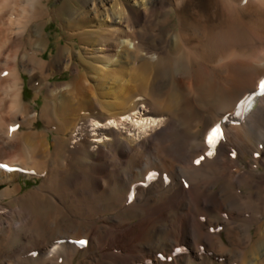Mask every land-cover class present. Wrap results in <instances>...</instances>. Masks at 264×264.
<instances>
[{"label":"bare ground","instance_id":"obj_1","mask_svg":"<svg viewBox=\"0 0 264 264\" xmlns=\"http://www.w3.org/2000/svg\"><path fill=\"white\" fill-rule=\"evenodd\" d=\"M51 1L0 0V264H264V0Z\"/></svg>","mask_w":264,"mask_h":264},{"label":"rangeland","instance_id":"obj_2","mask_svg":"<svg viewBox=\"0 0 264 264\" xmlns=\"http://www.w3.org/2000/svg\"><path fill=\"white\" fill-rule=\"evenodd\" d=\"M59 1L60 0H52L51 5L56 6V5H58ZM45 30H46L45 33L48 37L47 39L49 40V48L46 51L45 58H49V57H51L52 53H54L55 50L63 43V39L61 38L62 37V31L58 25V21H50L47 24ZM75 47L78 48L79 45L75 44ZM71 75H72V70H67L63 73H59V74L54 75L50 81L53 83V85H56L59 83H63L62 85H66L70 81ZM24 80H25L24 100L28 103L35 105V109L37 110V115H38L37 126L42 128L43 121L40 118V116L44 112L45 106L46 105L53 106L54 101H51V99H49L47 97L48 96L47 92L44 91L43 93L40 94L39 101H36L34 103V101H33L34 91L30 86L29 79H28L27 75L24 77ZM123 131H125V130H123ZM20 182L23 185V192L26 190H29L35 186L34 180H27V181L20 180ZM214 264H217V263H214Z\"/></svg>","mask_w":264,"mask_h":264},{"label":"snow or ice","instance_id":"obj_3","mask_svg":"<svg viewBox=\"0 0 264 264\" xmlns=\"http://www.w3.org/2000/svg\"><path fill=\"white\" fill-rule=\"evenodd\" d=\"M260 87L264 88V81L261 82ZM241 103L243 104L244 101L242 100ZM224 119H228V117H224ZM213 129L215 130L214 134H212L211 136H208V143L210 145H214L218 138H222L221 125L217 124ZM209 155H212V153L210 152ZM81 243H84V242L81 241Z\"/></svg>","mask_w":264,"mask_h":264}]
</instances>
